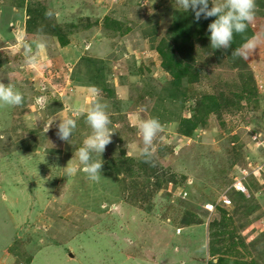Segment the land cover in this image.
I'll list each match as a JSON object with an SVG mask.
<instances>
[{
	"label": "rangeland",
	"instance_id": "rangeland-1",
	"mask_svg": "<svg viewBox=\"0 0 264 264\" xmlns=\"http://www.w3.org/2000/svg\"><path fill=\"white\" fill-rule=\"evenodd\" d=\"M84 1L93 10L89 13L91 16L79 18L77 22L78 16H72L77 11L68 14L63 29L75 28L79 32L88 23L96 26L97 38L103 37L108 22L99 16L97 8L108 9L111 0H98L100 6L95 5L96 0ZM133 1L142 5L147 2L150 8L166 6L174 10L173 17L178 11H186L175 0ZM118 28L121 30L122 26ZM92 37L90 43L102 44L93 42ZM22 41L14 39L0 52L1 61L14 63L12 69L6 66L0 71V82L12 83V73L19 72V83L14 85L17 90L27 94L28 85L38 89L40 93L30 97L34 101L32 112L23 115V120L29 128L42 132L50 120L44 109V93L50 91L52 100L57 99L52 93L56 70L51 65L46 72L41 71L43 78L49 74L52 79L43 86L38 68L49 57L45 50L33 46L35 49L27 54H36L38 63L31 68L26 62L27 54L15 52ZM103 41H106L104 37ZM241 56L248 67L226 55L218 57L208 46H196L195 66L201 72L196 82L182 84L188 96L179 121L194 115L196 104L206 95L223 96L230 104L223 103L218 113H209L206 125L191 137L179 133V121L162 125L151 148L160 166L159 179L151 178L150 170L143 173L137 169L138 173L131 176V170L121 166L119 160L118 181L104 176L105 179L100 177V183L88 182L79 173L76 160L66 162L59 157L50 160L43 153L23 148L22 144L4 155L0 152V264L18 261L19 264H201L202 252H206L208 244L210 253L213 241L218 253L230 259L236 257L245 263L264 264V189L253 192L249 199L234 197L231 204L222 200V196L229 198L230 190L226 189L241 169L264 163V84L253 79V70L249 67L253 55ZM140 62L151 69L161 65V58L156 52ZM158 70V74L163 73L161 67ZM14 108L15 105L0 104V132L18 119ZM132 140L135 142L130 157L138 159L142 137L133 133ZM68 168L76 171L69 172ZM111 200L117 204L115 208L110 206ZM212 203L226 208L223 209L224 223L219 224V229L225 225L224 231L215 236L213 221H221L224 216L219 209L210 213L205 208ZM102 205L107 207L103 212ZM188 219L197 223L183 228V222ZM179 227L183 228V234H178ZM16 251L23 255L17 257ZM191 255L197 259L190 260Z\"/></svg>",
	"mask_w": 264,
	"mask_h": 264
},
{
	"label": "crops",
	"instance_id": "crops-1",
	"mask_svg": "<svg viewBox=\"0 0 264 264\" xmlns=\"http://www.w3.org/2000/svg\"><path fill=\"white\" fill-rule=\"evenodd\" d=\"M96 1L95 5L100 6L99 1ZM116 2V0H111L108 9H105V6L97 8L99 16L106 18L108 22L102 32L106 41H103V37L97 38L94 33L96 26L86 23L79 32L75 28H70L66 33L68 44L63 46L51 26L64 27V22H67L66 16L76 11V16H74L75 14L72 16L76 18L78 16L77 22L80 21L79 18L90 17L89 13L93 10L89 5H86L84 0L77 2L0 0V52L5 51L8 44L14 39L24 40V42H20L21 44L15 51L18 54L25 52V43L29 44L32 50L35 49L33 46H36L37 43L43 42L44 47L40 49L45 50L49 59L44 63L41 62L38 68L42 76L39 79L41 84L45 86V81L52 80H50L49 74L48 78H43L44 74L41 71L46 72L51 65L58 71H55L53 77L55 91H52L57 99L52 100L53 98L49 95L50 91L44 93V96L49 97H44L46 100L44 109L50 119L47 124L48 131L47 128L42 132L35 128L31 129L23 120V115L30 114L34 107V101L30 97L40 93L34 85H31L30 88L28 85L27 94L22 93L26 99L25 102L15 105L14 108L18 119L12 121L13 123L8 129L0 132V136L2 135L0 137V152L2 154L13 151L17 149V146L21 147L20 144H22L23 148L34 153H43L46 157H50L48 158L50 160L59 157L66 162L70 160L79 162L76 149L82 146L84 138L91 131L85 120L86 112L97 99H100L108 104L111 121L109 127L113 133H111V141L106 145L101 157L99 154L94 155L95 158L101 159L103 162L100 170L101 178L107 176L105 178L116 181L118 167L116 165L122 157L132 156L130 151L135 142L132 140V135L138 133L139 122L142 119L156 117L162 125L170 121H179L185 99L183 92L173 85L172 77L161 65L159 67L163 73L158 74L160 71L158 65L146 69L140 62L148 54H156L159 42L168 34L172 26L174 10H169L166 6L150 8L147 2H145L146 5H142V3L136 4L133 0L126 3ZM28 7H42L45 17L30 19ZM49 12L51 16L47 14ZM47 19L48 21H46ZM71 19L70 21L74 23V18ZM250 25L254 32L253 36H257L260 42L257 48L248 54L253 55L251 62L248 63L250 69L253 70V79L263 85L264 0H255V18ZM119 26H122L121 30L118 28ZM90 37L93 38V42L95 40L96 43L102 42V44L90 43ZM78 38L81 39V42L78 41ZM89 45L93 47L90 49ZM97 45L101 47L98 48ZM12 65L14 63H10L8 60L7 62L1 61L0 58V71L4 70L6 66L8 70L12 69ZM17 66L19 69L21 68L20 65ZM31 68H35L34 65H31ZM16 73L13 72L11 76L14 85L19 83V72L17 75ZM53 116L55 119L52 122ZM69 117L77 121V127L69 142L61 141L55 134L56 125L60 119ZM78 166L80 167L78 171L85 175V180L91 181L81 171L82 165L79 163ZM97 180L101 181L100 178ZM114 203L115 201L111 200L110 206H114L113 208L117 205ZM105 208L107 207L103 208L102 205L101 211L103 212ZM191 226L192 224L183 225V228ZM202 255L201 264L203 262L208 264V259L211 258L208 244L206 252H202ZM196 259V257L190 256V260L195 261ZM214 261L217 262V259Z\"/></svg>",
	"mask_w": 264,
	"mask_h": 264
},
{
	"label": "trees",
	"instance_id": "trees-1",
	"mask_svg": "<svg viewBox=\"0 0 264 264\" xmlns=\"http://www.w3.org/2000/svg\"><path fill=\"white\" fill-rule=\"evenodd\" d=\"M45 13L42 11V7H35V8H29L28 7V15H30V19L32 18H38L43 16ZM42 15V16H41ZM215 17H209L208 19H201L199 21L194 20L193 14L190 11H184V12H176L175 16L173 17L172 26L168 31V34L166 37H164L157 46V52L160 55L161 58V65L163 69L168 72L172 77V83L173 85L180 89L181 92H183V95L185 97V100L187 99V90L182 88V84L184 81H187L188 83L192 84L196 82L199 79V74L201 72V68L195 66V51L196 46H208L209 48L213 49V51H216L218 57H223L224 55L227 56V58H230L233 61H236L235 63L248 67V64L244 63L245 60L241 55L234 54V50L237 48H240V46L250 37L254 35L252 26L249 25V27L246 29L243 33H235L233 40L231 42V46L227 49H220L218 51L217 49L211 47L210 41L208 39L209 33L207 32V25L210 23ZM75 26V25H72ZM52 27V26H51ZM53 31L55 36L59 39L60 43L65 46L68 44L67 39V32H69L68 29H63V27H58L56 25H53ZM56 29V31H55ZM239 57V59H238ZM238 59V60H237ZM244 61V62H243ZM251 83V82H249ZM249 83L247 85H249ZM247 94V93H245ZM223 103L225 105H229L230 102L225 99L223 96L214 97L210 95H206L203 97V99L199 100L196 104V107L194 108V115H192L189 118H181L179 121V133L186 137H191L194 135L195 131L201 127L206 125V117L209 113H218ZM202 114V115H199ZM122 157L120 161H122L121 166H128L129 175H135V173L143 172L146 173L150 170L149 174L150 177L154 178H160L158 177V172L160 169V166L158 164V161L154 156L145 158L144 155H140L138 159H134L133 157ZM136 162V163H135ZM118 166L117 168H119ZM133 168V169H131ZM138 169V172L136 171ZM121 170V168H120ZM233 182V181H232ZM231 182V183H232ZM246 186L249 191V196L245 195L242 192H237L235 189L230 188V192L228 194L229 199L232 203L235 199H249L252 196L253 192L258 191V189L263 188L264 185H261L259 180L255 176H250L248 180L246 181ZM263 186V187H262ZM158 187H160V184L158 182ZM221 210L223 212V219L221 221H213L216 230L213 232V235H219L224 231V227L219 229V224L224 223V219L226 218V212L223 209H226L221 206L216 207L217 210ZM223 221V222H222ZM212 222V223H213ZM222 222V223H221ZM197 223L194 220L188 219L183 222L184 225H191ZM221 226V225H220ZM218 227V228H217ZM219 233V234H217ZM235 242H232V245L234 246ZM231 244L230 246L233 247ZM212 251H210L211 258L208 259V264H214V259H217V262L215 264H257V263H245L244 261H241L240 259H230L229 256L219 254L218 249L215 247L214 241L212 242ZM14 250V249H12ZM230 250V249H229ZM228 250V251H229ZM17 257L22 256L23 254L19 251L14 252ZM219 254V255H217ZM27 255V254H25ZM29 258V257H28ZM29 260V259H28ZM20 262L18 261L17 264Z\"/></svg>",
	"mask_w": 264,
	"mask_h": 264
},
{
	"label": "clouds",
	"instance_id": "clouds-1",
	"mask_svg": "<svg viewBox=\"0 0 264 264\" xmlns=\"http://www.w3.org/2000/svg\"><path fill=\"white\" fill-rule=\"evenodd\" d=\"M175 2L187 12L191 10L193 18L196 21L215 17L207 25L208 39L211 47L215 49L229 48L234 34L245 32L255 18V0H175ZM47 14L51 15L50 12ZM259 42L257 36H252L240 48L235 49L234 54L248 55L257 48ZM36 47L37 49L43 48L44 43L39 42L36 44ZM24 48L26 54L31 52L29 44L25 43ZM26 62L30 65H36L38 63L37 55L27 54ZM39 99L37 98V102H39ZM22 102L23 95L15 88L13 83L9 82L5 84L0 82V104L20 105ZM54 119L55 116H53L52 122ZM85 120L91 131L84 138L82 146L76 149V154L80 165H82L81 171L90 180H97L101 177L100 170L103 162L101 159L95 158L94 154H99L101 157L106 145L110 143L111 133H113L109 127L111 121L108 104L105 101L97 99L87 109ZM76 127L77 121L75 119L70 117L63 118L56 125L57 131L55 134L61 141L69 142ZM161 129L162 124L156 117L145 118L139 122L138 134L142 137L143 143L140 152L145 158L151 156L153 140ZM67 170L69 172L76 171L75 168H68ZM207 210L213 213L216 208L213 211ZM178 229L181 228L179 227Z\"/></svg>",
	"mask_w": 264,
	"mask_h": 264
},
{
	"label": "built area",
	"instance_id": "built-area-1",
	"mask_svg": "<svg viewBox=\"0 0 264 264\" xmlns=\"http://www.w3.org/2000/svg\"><path fill=\"white\" fill-rule=\"evenodd\" d=\"M263 165L262 166L255 165L253 167L249 165V167L247 168L244 167V169H241L242 172L240 171V174L236 175L233 178L232 185L229 186L226 190L228 191L230 190V188H233L237 192H242L245 195L249 196V192L246 187V181L248 180L250 176H255L259 180L261 185H264V166ZM222 197H223L222 200L224 203L231 204L230 199L227 196H222ZM217 204L218 203H212L211 205L207 204L206 208L213 211L216 208ZM177 231L180 232L181 229H177Z\"/></svg>",
	"mask_w": 264,
	"mask_h": 264
}]
</instances>
